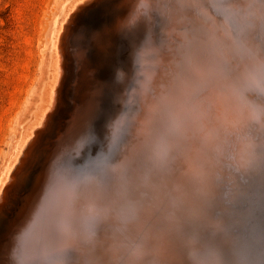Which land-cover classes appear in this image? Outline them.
Wrapping results in <instances>:
<instances>
[{"label": "bare ground", "instance_id": "obj_1", "mask_svg": "<svg viewBox=\"0 0 264 264\" xmlns=\"http://www.w3.org/2000/svg\"><path fill=\"white\" fill-rule=\"evenodd\" d=\"M123 1L125 0H84L76 5L75 10L69 13L66 23L60 26L55 47L52 95L41 115L44 117L43 122L42 118L38 120L37 130L29 138L31 142L26 146L18 166L16 164L10 169L8 179L0 188V218L8 214L9 219H14L7 220L8 223L19 221L20 214H25V210H28L27 204L21 209L19 207L24 193L23 173L34 164L40 147L49 138L47 136L57 133L63 116H72L69 115V109L71 110L74 103L69 96V87L75 88L78 78L83 75L86 81L89 79L92 72L89 64L96 55L93 54L95 50L90 47L91 43L94 40L99 41L101 47L109 45L108 39L105 42L107 32L102 29L108 25V11L111 9L113 14V9L118 8ZM129 1L126 0L130 3L129 6L132 2L144 5L145 13L157 9L153 14H158L156 22L159 24V32L156 29L158 33L154 36L158 45H152L149 39L150 45L142 44L135 53V70L131 71H134L133 80L137 92L135 95L128 93L127 102H132L133 108L118 119V127L120 124V128L124 125L127 127L126 131L123 129L124 139L120 142V151L126 153L113 163L116 166V176L111 186L114 187L107 191L96 190L97 186H92L91 191H83L79 195L65 190L64 197H68L67 201L64 204V201H56L60 204L50 203L52 205L48 210V203L40 201L42 203H37L36 211H29L32 214L35 212L34 216H37L32 218L36 225L30 224L32 219L29 222L30 227L34 225V232H25L27 236L29 233L34 236V243L46 245L47 251L58 250L65 245L78 244L84 238V220L96 215L99 222L107 221L113 228L102 233H95L92 228L86 229L89 233L85 251L86 256H90L88 264H116V258L122 264H127L126 250H136L134 254L137 256L141 253L147 256L151 252L154 258L149 264H167L161 258L162 255L168 257L175 254L173 257H177L179 254L176 251L179 248L189 254L194 252V245L191 246L190 242H202L197 229H211L217 240L221 239L227 245L233 244V238L238 237L239 233L232 230L233 220H227L230 204L239 196L249 197L247 185L243 182L251 178L252 186L259 183L256 175L260 164L255 175L254 171L251 173L248 170L247 165H255L258 159H264V97L261 95V90L264 89V0H229V9L225 13L213 12V4L216 5L222 0H154L151 6L146 5L144 0ZM126 5L128 6L127 3L124 4ZM220 7L222 4L217 10L219 8L220 11ZM121 25L119 23L118 27H112L118 28V31ZM82 36H89L88 43L80 42L79 38ZM110 66L113 65H109V68ZM117 66L120 67V63ZM106 88L110 90L109 86ZM127 91L126 89V94ZM131 126L133 128L130 137L128 132ZM117 130L119 128L116 127V132ZM54 134L52 137L56 136ZM62 148L64 149L63 146ZM127 165L131 166V176L130 171L127 175L125 173ZM261 170L264 172V168ZM132 176L138 179L134 186L129 181ZM54 179L53 181L56 180ZM60 182L59 180L58 184ZM254 201L258 203L259 197L255 195ZM52 211L54 214H51ZM24 214L22 216L26 215ZM2 221L3 219L0 228L3 227ZM78 229L81 237L75 233ZM245 229L243 232L248 230ZM25 233L23 237L26 236ZM25 240L24 237V242ZM217 244L204 240L202 245L211 253L213 264H221L224 257L225 251ZM246 246H249L248 242ZM22 248L25 251L28 246ZM97 248L102 250V256H96ZM31 250L35 252L36 249ZM21 255L24 256L22 252ZM239 255H235L236 258ZM130 257H133L131 253ZM147 259L149 258L146 257ZM243 263L244 261L241 264ZM83 264L87 262L83 261Z\"/></svg>", "mask_w": 264, "mask_h": 264}, {"label": "rangeland", "instance_id": "obj_2", "mask_svg": "<svg viewBox=\"0 0 264 264\" xmlns=\"http://www.w3.org/2000/svg\"><path fill=\"white\" fill-rule=\"evenodd\" d=\"M83 1L84 0H0V188L3 185V182L8 179L9 177L8 174L10 169L14 167L16 164L18 166L24 154V151L26 150V146H28V144L31 142L30 141L31 139L29 140V138H32V136H34L35 133L34 131L37 130L36 126L38 125L37 123L38 120L42 118L41 122H43L44 117H42L41 115L44 109L46 108L47 104L49 103L52 95L51 87L55 76V59H56L55 47L59 37L58 30L61 25L66 23L67 17L75 10L74 8H76ZM127 1L130 2L129 0ZM152 1L154 2V0H144V2H146V5L148 6H151L153 4ZM128 2H126L125 0L122 3H120V5L118 6L119 9L117 7L113 9L115 11V12L113 11V14L111 9L110 11H108L110 12L111 18L109 17L107 19L106 24L108 25L104 26L105 29L102 30H104V32H107V37L105 38L106 39L105 42L108 39L107 42L109 43V45L107 43L106 44L110 47V49L107 45L101 47L99 41L98 42H94V40L92 41L90 47H92V49L95 50L93 54L94 55L96 54L95 55L96 61L94 58H92L94 56L92 55L91 58L93 61H91V63L89 64L90 67L92 66L91 68L92 72L90 73V77L88 76L89 77V79L87 80L88 82L85 80V77L83 75L82 78L81 77L78 78V84L75 88L73 87L71 89V87H69L70 88L69 96L71 101H73L74 103V105L72 104L71 110L69 109V115L72 116L71 117H69L68 115L63 116V119L61 120L59 127L60 129L58 128L57 133L55 134L53 133L56 136L52 137L53 135L52 133L49 136H47L49 138H47L46 142L40 147L37 158L33 164L34 166L32 165L33 166V167L31 166L32 168L28 167L27 170H25V173H23L25 179L22 181V191L24 193L21 196V200L19 201V206L26 204V202H28V204L30 205L33 204L34 209L32 206L31 208H29V205H27L28 210L27 211L25 210V214L27 216L29 214H31L32 216L31 215L28 216L30 219H27L28 217H26V215L22 213L19 216L21 218L19 220L20 222L17 220L15 222H9V223H8L9 220L11 221L14 219L13 218L9 219L8 214L5 217L0 218V222L1 219H3L2 221L3 227L0 228V264H26L25 262L27 261L29 262L30 260H32L31 262H33L34 264L37 263L40 264L37 258L38 256L37 255L34 256V254L37 252L36 250L38 249H36L35 252L31 250V249H35L36 246L33 244L34 239L32 237L34 236L31 235L34 232L33 226L36 225V223L33 222L35 220L32 218H35L37 216H34L36 215L35 212H33L32 214V212L29 211L31 209H32L31 211L33 210L36 211L35 208H37V203L38 204L42 203L40 201H43L42 195H44V193L46 192V188H47L46 183L48 184L50 180H51L50 183L54 182L53 181L54 178L56 180L58 179V181L59 180L61 181L53 189H57L55 191L57 194L60 193L63 195L66 194L65 190H68V188H74L76 187V185L79 186L81 182L89 183L91 180L92 186H100V184L97 182V179L93 176L98 171H101L102 167L106 163H112L110 166H108L109 169L108 172H109V177H111L110 179H112L113 181L107 179L108 180L106 181L107 184L105 183L102 189L108 191L112 189L111 187H114L111 186V184L113 185L114 178L116 176V168H115L116 166L113 163L119 161L120 157L125 155L126 152L119 151L120 153L116 154L112 160L111 158L112 155H114L116 150L119 148V145H121L120 133H118V130L116 132V127L119 128V130H121L122 132L121 142L124 139L123 138V135L125 133L124 131L127 130L126 125L120 128L122 126L120 124L118 127L119 124L118 119L120 115H122L126 111V109H124L128 97L127 96L128 91L126 94V89L129 90L132 82L134 81L133 80L134 71L131 70L133 69L135 70L134 67L136 64L135 53L137 50H139L138 48L142 44L150 45L151 43L152 45H155L157 41H155L156 37L154 36L156 33L159 32L158 29L159 24L156 22L158 21L156 19L158 14L157 15L156 13L153 14V11L157 9L153 10L152 12L147 11V13H145L146 11H142V10H141L142 12H140V9H142L144 5L140 6L139 5L140 3L131 1L132 2L131 6L132 4L133 6L138 5L137 7L134 6L135 7L134 8L133 6L132 7L129 6L130 3ZM227 2L229 3V0L227 1L222 0L218 4L216 3V5L219 6L222 4V7H220V11L219 8L217 10V7L219 6L213 4V7L215 8L213 9L212 7L213 12H223V13L227 12V10L229 9L227 7V5H229ZM126 3L128 4L129 8L131 7L134 9L131 10V8L129 9L127 5L124 6V4ZM122 6H124V8L126 7V9L122 8ZM127 9H129L130 11L128 12ZM116 16L117 18L115 19ZM123 16H126L127 18L129 16L128 18L129 20H127V18L126 17L124 18ZM130 16H132V19H134V21L130 19L131 18ZM150 18H154V19H150ZM126 20L129 22H126ZM123 21H125L126 23H124ZM151 21L153 23L155 22L156 24L154 25L153 23H151ZM119 23L122 24L121 26H119L120 29L118 30L120 33L116 31L118 28H113V27H118ZM114 24L117 25L114 26ZM156 29H158L157 30L158 32L156 31ZM151 34L154 35L152 36ZM83 37L84 36L79 38L82 44H84L83 42H87L89 40V36H86L87 39ZM113 39L114 42H112ZM149 39H150V43H148ZM93 42L96 44H94ZM96 45L97 47L99 46L98 49ZM145 45H143V47ZM156 45H158V43ZM112 46L113 48L116 46L115 47L116 49L115 48L113 49ZM104 47H106L107 49ZM108 49L110 51H108ZM104 52H106L105 54L107 55H105ZM98 54L99 56H97ZM130 62H132V64ZM119 63H120V67L117 66ZM109 65H113L110 66L111 69L109 68ZM118 69L119 71H117ZM109 70L110 73H108ZM114 72L115 75H113ZM120 72L121 75L119 74ZM108 86L110 87V90L106 88ZM127 86L129 88H127ZM116 87L119 88L117 89ZM112 88H113V92H112ZM116 92H118V95H116L117 94ZM103 96L105 97V99ZM115 96L118 97L116 98ZM94 101L96 103H94ZM93 108L94 110H91ZM113 113L114 115H112ZM87 115L89 117H87ZM127 116L129 117V115ZM130 117L132 116L130 115ZM88 118L90 119V121H88L89 120ZM41 125L43 126V124ZM128 126L130 127V124H128ZM132 128L133 127L131 126L130 132H128L130 134V137H131ZM62 146L64 147V149L62 148ZM256 163L257 164L255 165H247V168L251 173H253L254 171L253 173L254 175L257 172L256 168L259 169V166L260 169L264 168L263 167L264 159L263 160L258 159ZM256 165L259 166L257 167ZM127 167L125 169L126 175L131 170V166L127 165ZM34 169L36 170L35 171L36 173L39 172L38 177L39 180L41 181L40 183L37 184L35 182L36 173L33 172ZM260 169L258 170L257 174L262 173L264 175L263 170L260 171ZM129 175L131 176V171ZM129 181H131L130 185L134 186V183H137L138 179L132 176L131 178H129ZM257 185L261 188V190L264 191V176L263 178L262 177L259 178V183H256L254 187ZM18 191H20V189H18ZM30 192L31 193L36 192L38 193V195L35 196L36 195L35 193L34 195L31 196ZM55 192H47V194L44 195V199L46 197L48 198L52 197L53 195L50 194H54ZM260 196H261L260 201L257 205L258 208L255 209V207H252L254 210L252 211L249 210L248 212L249 215L247 214L248 216H246V219L242 221L240 225L242 229L246 228L245 230L247 229L249 230L253 227L251 230H249L250 232H248V230L247 232L245 231L246 233L243 232L247 234V235L245 234L243 235L244 239L250 236L251 237V238L249 237L250 240L249 239H246L249 241L244 240L246 243L245 245L240 246L237 249L238 251L237 250L234 251L233 254L229 253L230 256L228 258V261L227 259H225L226 261L223 260V264H227V262L230 264H234V263L241 264L243 261L245 264H251L255 260L256 261L252 264L255 263L264 264V193L260 194ZM249 199L250 201L254 200L253 197H250ZM245 203H246L245 201H242L241 205L243 206ZM46 206H47V210L51 208L50 203L46 204ZM247 206L244 205L243 209H245ZM23 214L25 216H22ZM51 214H54V212L52 211ZM93 216L94 215H92V217L91 216L89 217L88 215L90 219L86 217V219L84 220L83 223V229H85V232L83 233L84 238L82 237L83 239L78 241L77 242L78 244H71L68 246L65 245L66 247L63 246V248L61 247V249L52 250L54 257L48 258L46 260V264H67V262H69V264L72 263L83 264V261L87 262V264L89 263L88 261L90 260V256L89 255L86 256L87 254H85L86 253L85 251L88 247L87 240L89 237V233L86 229L92 228L93 230L96 231L95 233H97L98 231H101L102 233V232H107L108 230L113 228L112 225L108 224L107 221L99 222L96 215L94 217ZM249 216L250 218H248ZM23 217H25L24 220L27 221L26 224L28 226L24 224L25 221L23 220ZM31 219L32 222L30 224L32 223L35 224L31 225L30 227L29 222L31 221ZM20 223L25 227L27 226L26 228L28 229H25V227L22 226ZM248 225L251 228H249ZM18 226L19 227L21 226L20 229ZM116 226L117 224H115V227ZM31 228L33 229L31 230ZM27 230L32 232L31 234L28 232L29 233L28 236L26 235ZM79 230L80 229L76 230L75 233H78V235L81 237ZM197 231L198 233H200V237H202V242L201 240L190 242L191 246L194 245L192 248H195L193 253L189 254V252L187 253L186 251H184L185 252L184 253L182 252L183 249L179 248L176 251V254H179L178 256L176 255L177 257H173V255L175 256V254H172L168 257L165 256L162 257L163 256L162 255L161 258L162 259L164 258V260L168 262L167 264L169 263L170 264H184V263L205 264V262L206 263L209 262L207 264H213L211 260V253H208L206 248L202 247L203 241L206 240L212 243L214 242L215 244L218 243L217 245H219L220 247L223 248L224 251H226V250H231L237 238V237L233 238V244L227 245L223 240L221 239L217 240L213 236L214 233L211 232V229H203V230L197 229ZM24 233L26 235L24 236L26 239L25 242L23 237ZM26 237H28V240ZM26 241L29 243H27ZM100 241L103 240L101 239ZM17 242L19 243L21 242L22 244H19ZM247 242L249 246H246ZM23 243H25L26 245ZM18 244L20 246H18ZM81 245H82V249H81ZM76 246L79 247V250ZM22 247H25L27 249L26 250L24 249L25 251H23ZM249 247L254 249L251 250ZM29 248L30 250H28ZM71 248L72 249L74 248V250L77 249L76 250L77 255L75 257H68L62 255L63 252H66ZM64 249L66 250L64 251ZM30 251H33L31 253L34 254L32 255V257L29 256L30 258L28 260L26 256L21 255V252L22 254H25L27 252L30 253ZM52 251H48V252L52 254ZM135 251L131 252V250L130 251L126 250L128 255L125 258L126 259L125 262L127 264H129L130 262L131 264H149V262L154 258L152 257L151 252L148 253L147 256L144 255L145 254L144 252H143L144 254L141 253L139 256H137L136 254H134ZM249 251L251 252L250 254L248 253ZM252 251L255 253H252ZM44 252L46 253V251ZM130 253L131 255H133V257H130ZM187 254H189L190 256ZM235 255L236 256L239 255V256L236 258ZM45 256L48 257L49 255H45ZM149 256L152 258H150ZM250 256L252 257V259ZM40 257L42 258V256ZM77 257L79 258L78 259L79 261L77 260ZM136 257L139 259H137ZM140 257L142 259H140ZM146 257L149 259L146 260ZM246 257H249L250 259ZM133 258L136 259L134 260ZM66 259L68 261H66ZM240 259H242L243 261L241 260L242 261L241 262ZM116 260L118 262L116 264H119L121 261V260L118 261L117 258ZM132 260H134V262ZM236 260L238 263L236 262ZM247 260L249 261L248 263L245 262ZM201 261H205V262H201ZM120 264H122V261ZM153 264H159V263L153 262Z\"/></svg>", "mask_w": 264, "mask_h": 264}, {"label": "water", "instance_id": "obj_3", "mask_svg": "<svg viewBox=\"0 0 264 264\" xmlns=\"http://www.w3.org/2000/svg\"><path fill=\"white\" fill-rule=\"evenodd\" d=\"M140 10H144V8H142V9H140ZM142 11H140V12H142ZM135 81V80H134ZM134 81L132 82V85H131V87L129 88V90H128V93H131V94H133V95H135L136 94V87H135V84L136 83H134ZM262 91V93H261V95L264 97V89L263 90H261ZM260 95V96H261ZM127 96H128V94H127ZM260 100V99H259ZM132 108H133V104H132V102H127V100H126V104H125V107H124V109H126V111H125V113L126 112H129L130 110H132ZM118 132L120 133V142H121V139H122V136H121V134H122V132H121V130L119 131L118 130ZM120 151V145H119V148L116 150V152L114 153V155H112V158H111V160L113 159V157H115V155L116 154H118V153H120L119 152ZM112 163H106L103 167H102V169H101V171H98L93 177H95L96 179H97V182L100 184V186H97L96 187V190H100V189H102V187H103V185H104V183H106L107 184V182H106V180L108 179V180H112V179H110L111 177H109V169H108V166H110ZM36 170L34 169V171L33 172H35ZM36 173V172H35ZM38 174H39V172H37L36 174H35V182H36V184L37 183H40L41 181L39 180V177H38ZM257 177H258V179L260 178V177H262L263 178V174L262 173H260V174H257L256 175ZM250 177V176H249ZM51 179H52V177H51ZM244 184H246L247 185V187H246V189H247V194L249 195V197L247 198V197H245V195H242V196H240L238 199H236V200H234L233 201V204L231 203L230 204V207H231V210L228 212V216H227V220H233V224H234V228L232 229L233 230V232L234 233H239L238 234V237L236 238V241H235V243H234V246L232 247V248H234L233 250H226L224 253H223V255H224V257L222 258V260H225V259H228L229 258V253H234V251H236L240 246H242V244L243 243H245V239H244V237H243V235L247 232H245V233H242L244 230L240 227V225H241V223H242V221H244L245 219H246V216H247V214H248V212H249V210L250 211H252V210H254L252 207H255V209H257L258 207H257V205H258V203L256 202V201H254L255 200V195L257 194V196L259 197V201H260V194H263L264 193V191L263 190H261V188L257 185V186H252L250 183H251V178H248V179H245L244 180V182H243ZM98 184V185H99ZM58 185V180H56V181H54V183L52 182V183H46V192L44 193V195L45 194H47V192H55V190L54 189H52V188H54L55 186H57ZM44 186V185H43ZM49 186H51L50 188H49ZM48 190V191H47ZM92 190V183H91V181L89 182V183H83V182H81L80 183V185L79 186H77V187H75V188H68V192H71L72 194H78L79 195V193H82L83 191H87V192H89V191H91ZM60 192V191H59ZM31 193V192H30ZM36 193V192H35ZM35 193H31V196L32 195H34ZM38 195V193H36V195L35 196H37ZM44 195H42V197H43V201H46V203H53V204H55V203H58V202H56V201H64L63 202V204L67 201V199H68V197H64L66 194H60V193H54L53 194V196L52 197H50V198H48V197H46L45 199H44ZM41 197V196H40ZM225 197V196H224ZM250 197H253L254 198V200H251L250 201ZM226 198V197H225ZM41 199V198H40ZM242 201H245L246 203L244 204L245 206L246 205H248L245 209H243V207H242V205H241V203H242ZM249 201V202H248ZM45 203V204H46ZM26 204L27 205H29V208H31V206L33 207V204L32 205H30V204H28V202H26ZM26 204H24V205H20L19 207H20V209L23 207V206H26ZM45 204L44 205H42L41 207H44L45 206ZM58 204H60V203H58ZM52 205V204H51ZM50 205V206H51ZM235 218V219H234ZM34 245H36L35 246V249H38L37 250V252L34 254V255H37L38 257V260H39V262H40V264H46V260L48 259V258H53L54 257V255H53V251H52V254L50 253V252H48L47 250H48V247L46 246V245H43V246H41L40 244H38V243H33ZM45 247V248H44ZM231 248V249H232ZM44 250L46 251V253H43L44 252ZM27 254V253H26ZM24 254V256H26V258H27V260L30 258L29 256H32L31 254ZM45 255H49L48 257H46ZM40 256H42V258L40 257ZM40 257V258H39ZM68 259V258H67ZM66 259V261H68ZM222 260H221V262H222ZM32 260H30L29 262L27 261V262H25L26 264H34L33 262H31ZM201 262H205V261H201ZM207 263H209V262H207ZM206 262H205V264H207ZM67 264H69V262H67Z\"/></svg>", "mask_w": 264, "mask_h": 264}, {"label": "snow or ice", "instance_id": "obj_4", "mask_svg": "<svg viewBox=\"0 0 264 264\" xmlns=\"http://www.w3.org/2000/svg\"><path fill=\"white\" fill-rule=\"evenodd\" d=\"M96 256H102V250L100 248H97L96 250ZM62 255L64 256H68V257H75L77 255L76 250L72 249V250H68L66 252H63Z\"/></svg>", "mask_w": 264, "mask_h": 264}, {"label": "clouds", "instance_id": "obj_5", "mask_svg": "<svg viewBox=\"0 0 264 264\" xmlns=\"http://www.w3.org/2000/svg\"><path fill=\"white\" fill-rule=\"evenodd\" d=\"M117 71H119V70H117Z\"/></svg>", "mask_w": 264, "mask_h": 264}]
</instances>
